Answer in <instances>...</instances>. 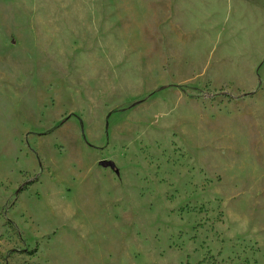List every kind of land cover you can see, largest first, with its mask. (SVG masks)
<instances>
[{
  "label": "rangeland",
  "instance_id": "1",
  "mask_svg": "<svg viewBox=\"0 0 264 264\" xmlns=\"http://www.w3.org/2000/svg\"><path fill=\"white\" fill-rule=\"evenodd\" d=\"M0 264H264V0H0Z\"/></svg>",
  "mask_w": 264,
  "mask_h": 264
},
{
  "label": "trees",
  "instance_id": "2",
  "mask_svg": "<svg viewBox=\"0 0 264 264\" xmlns=\"http://www.w3.org/2000/svg\"><path fill=\"white\" fill-rule=\"evenodd\" d=\"M171 87L176 88V89H184L183 86L165 85V86H161V87L157 88V89L153 92V94H155V93H159V92H161V91H163V90H165V89H167V88H171ZM143 100H144V99H141V100L136 101V102H134V103H132V104H136V103L142 102Z\"/></svg>",
  "mask_w": 264,
  "mask_h": 264
},
{
  "label": "water",
  "instance_id": "3",
  "mask_svg": "<svg viewBox=\"0 0 264 264\" xmlns=\"http://www.w3.org/2000/svg\"><path fill=\"white\" fill-rule=\"evenodd\" d=\"M102 165L104 167H114V165L112 163H110V162H102Z\"/></svg>",
  "mask_w": 264,
  "mask_h": 264
}]
</instances>
